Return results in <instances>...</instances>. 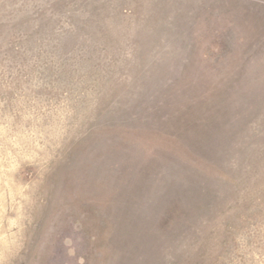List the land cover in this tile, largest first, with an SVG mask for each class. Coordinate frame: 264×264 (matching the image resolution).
<instances>
[{
  "label": "rangeland",
  "instance_id": "1",
  "mask_svg": "<svg viewBox=\"0 0 264 264\" xmlns=\"http://www.w3.org/2000/svg\"><path fill=\"white\" fill-rule=\"evenodd\" d=\"M0 264H264V0H0Z\"/></svg>",
  "mask_w": 264,
  "mask_h": 264
}]
</instances>
